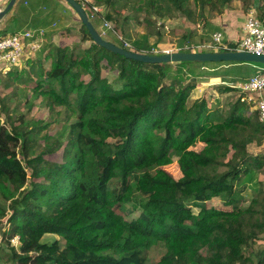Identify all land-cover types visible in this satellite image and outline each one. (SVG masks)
I'll return each instance as SVG.
<instances>
[{"label": "trees", "instance_id": "1", "mask_svg": "<svg viewBox=\"0 0 264 264\" xmlns=\"http://www.w3.org/2000/svg\"><path fill=\"white\" fill-rule=\"evenodd\" d=\"M78 1L109 7L105 17L85 8L100 33L104 18L118 22L117 9L130 4L159 18L182 13L199 25L194 33L202 43L216 31L224 35L225 50L237 48L241 39H226L215 20L234 0ZM238 1L243 13L253 12L264 23V0ZM79 22L80 38L43 43L34 52L38 67L25 80L49 108V121H29L22 112L9 125L0 121V224L5 217L9 222L0 264H264L258 171L264 156L250 149L264 142V122L241 97L220 106L211 104L208 93L191 96L206 71L201 66L243 63L250 74L252 66L263 64L141 61L97 44ZM49 35L45 30L44 38ZM103 36L140 52L173 49L150 44L147 33L130 46ZM191 44L177 48L190 51ZM5 74L3 86L15 84L14 70ZM26 103L30 108L31 101ZM55 122L62 126L53 138L47 130ZM59 148L61 161L45 157ZM175 156L178 178L164 168ZM214 198L231 209L210 205ZM46 233L64 240L44 241ZM15 237L17 247L11 243ZM160 246L162 254L152 261V250Z\"/></svg>", "mask_w": 264, "mask_h": 264}, {"label": "rangeland", "instance_id": "2", "mask_svg": "<svg viewBox=\"0 0 264 264\" xmlns=\"http://www.w3.org/2000/svg\"><path fill=\"white\" fill-rule=\"evenodd\" d=\"M234 5L239 6L240 2L238 0H234L231 3V5L228 7V9L230 7H235ZM85 8L88 9L94 15L96 12L102 13L104 17H105V13L109 10V7L107 8L106 5H95V7L91 5L88 6L86 5ZM70 9L73 10L72 8ZM117 10L120 13L118 15V22H113L104 18V20H102L99 26L100 31L102 35H108L109 37H115L117 39L123 40L125 44L128 46L131 45L132 40L142 39L141 37L142 33H147L150 44L159 41L161 45L167 44L169 48H173L171 50H179V48L177 47L186 43L187 44L192 43L191 45H196L195 43L198 44L203 42L202 39L199 37V34L194 33L199 31L200 29L199 25L192 23L185 15H183L180 12L170 17L159 18L156 14H154L153 11L148 15V12L145 9L140 8L137 11L134 9V7L132 8L130 4H128L127 6H121V8ZM73 12L76 14L74 10ZM216 14L217 13L214 11L210 15L215 16ZM74 17L76 18L74 20H71L74 22L72 23L71 26L72 27L71 41H73V39L76 40L75 37L78 38L81 37V31H80L81 24L79 22V17L77 14ZM105 20L108 21L105 22L108 23V25L106 26L104 25ZM191 31L193 33L192 37L189 36ZM77 42L78 41H75L74 44ZM88 43L89 42H86V45ZM74 44L72 46H74ZM156 50L157 48H153L151 51H156ZM37 53L34 54V52L33 53L26 52L17 64L10 66V68H7L3 71L2 70L0 71V77L2 76L1 78L5 79L6 78L5 73L8 72L10 69H12L14 70V74L10 75V78L12 77L16 78L15 84L8 87L3 86L2 80L0 79V121L6 123L7 125H9L13 120L18 121L17 117L20 112L24 113L29 121L41 120L43 122H46L49 121V119L51 118L49 115L50 113L49 108L45 105V102L42 100V97L41 96L37 98L35 97L32 88L33 83L25 81L29 77L31 67L35 66L36 69L38 67L36 66L38 65V63L35 62V57ZM50 62L51 61L49 60L45 61L44 62L45 66H49ZM199 69L206 70L202 66L199 67ZM174 71H175V67L172 65L169 68V72L173 73ZM104 74L107 75L108 77H113L111 72L109 71L104 72ZM241 76H243V73H241ZM34 77L37 76L34 75ZM197 80H199V77ZM202 81H206V82L203 83L198 82L197 86L192 90L191 93L192 97L197 98L203 95L204 93H208V95L211 98L210 99L211 104L216 105L217 103H219L220 106L226 105L228 100L231 101V98L234 101L237 97H241V99H246V101L249 104H251V109H255L256 111H258L257 107L260 96H258L257 94L251 93L253 95V99H250L249 98L250 92H246V90H243L242 88H238V87L236 88L237 89L236 91L234 90L235 92H231V93L219 92V91L216 92L214 91L215 85H221V82L219 81L218 78L213 80H209V78H203ZM231 84L235 85V83H231ZM27 100H30L32 103L30 108L26 103ZM1 105L4 106L6 105L7 110L3 111L1 109ZM14 109H16V111ZM51 126L52 127L47 131L53 138H55L62 124L55 122ZM51 141L52 139H49V142ZM202 145L203 143L200 142L195 146V148H200ZM250 149L258 153L259 155L264 156V142L260 145H257L255 143L250 144ZM62 152H63L62 148H59L54 152L48 153L45 157L53 161H61ZM164 168L167 169L176 178L180 177L181 175L176 156L174 157L173 162L165 165ZM258 171H259V178L261 179L262 187L264 188V165ZM249 198H250V194L248 193L246 195L245 202H247ZM9 201H7V203H9ZM209 204L216 208L231 209V206L223 205L222 202L216 198L209 201ZM194 211L198 212V209L194 208ZM136 214L137 213L133 214V216H136ZM8 227H9L8 217H5L3 223L0 224V244L4 246H6L7 244V239H6L7 235L3 236L2 231L7 230ZM55 238L61 239L62 241L64 240L61 236L54 233H46L43 237V240L50 242ZM11 243L17 247L19 245L18 237L13 238ZM163 250L164 249L162 246L154 248L151 253V260L152 261L158 260Z\"/></svg>", "mask_w": 264, "mask_h": 264}, {"label": "crops", "instance_id": "3", "mask_svg": "<svg viewBox=\"0 0 264 264\" xmlns=\"http://www.w3.org/2000/svg\"><path fill=\"white\" fill-rule=\"evenodd\" d=\"M8 1L9 0H0V9L4 8ZM234 6L235 7H230L229 9L227 8L224 13L215 19L222 26L226 39L233 42L239 40L243 35V23L247 16L241 10L240 5ZM68 8L64 0H17L12 9L0 21V36L2 34L4 35L24 29L43 27L50 32V35L47 36L46 39H43L44 46L51 42L56 45H64L66 42H70L72 31L71 20L76 18L74 17L76 14L73 10ZM65 14L71 18L67 23H63L60 19H63ZM47 50H45L44 53ZM248 66L250 65L243 63L209 64L208 66H204L206 71L199 77L198 82H206L202 81L203 78H209V80L218 78L221 85H215L214 91L216 92L217 88L223 85L241 88L238 83L243 82L250 75L254 74L258 70L257 68L259 65L252 66V72L246 74V68ZM241 73H243V76H241ZM233 76L236 77L234 78L237 79L236 81H232ZM231 83H235V85Z\"/></svg>", "mask_w": 264, "mask_h": 264}, {"label": "built area", "instance_id": "4", "mask_svg": "<svg viewBox=\"0 0 264 264\" xmlns=\"http://www.w3.org/2000/svg\"><path fill=\"white\" fill-rule=\"evenodd\" d=\"M95 7V6H93ZM108 22L107 20L104 21ZM105 26L108 23L104 24ZM45 29L43 27L35 29H24L21 31L10 32L0 36V71L10 68L17 64L26 52H36L40 49L44 39ZM224 35L221 31L213 33L211 39L205 43L191 45V51L225 50L228 45L223 42ZM233 49V48H230ZM234 49H241L257 54H264V23L253 13L247 14L243 23V35L239 41V46ZM180 50V49H179ZM172 51L171 49L162 52ZM158 53V51H155ZM258 70L250 75L246 80L238 85L246 92H250L249 98L253 99L251 93L257 94L258 114L260 120L264 122V65H259ZM246 100V99H245Z\"/></svg>", "mask_w": 264, "mask_h": 264}, {"label": "water", "instance_id": "5", "mask_svg": "<svg viewBox=\"0 0 264 264\" xmlns=\"http://www.w3.org/2000/svg\"><path fill=\"white\" fill-rule=\"evenodd\" d=\"M76 12L81 22L88 29L92 39L97 44L106 47L107 49L123 54L127 57L134 58L146 62H182V61H199V62H219V61H243L255 62L264 65V54H257L241 49H228L221 51L210 50H172L162 53L140 52L133 49H127L117 43L105 38L95 27L89 17L85 7L78 0H64ZM17 0H9L7 5L0 9V21L12 9Z\"/></svg>", "mask_w": 264, "mask_h": 264}]
</instances>
